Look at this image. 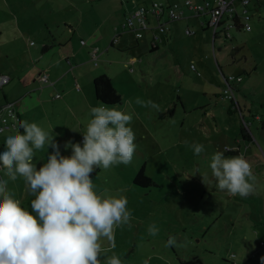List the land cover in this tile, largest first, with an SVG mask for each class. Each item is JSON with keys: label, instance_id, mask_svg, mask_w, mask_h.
Instances as JSON below:
<instances>
[{"label": "rangeland", "instance_id": "1", "mask_svg": "<svg viewBox=\"0 0 264 264\" xmlns=\"http://www.w3.org/2000/svg\"><path fill=\"white\" fill-rule=\"evenodd\" d=\"M152 1L0 0V73L12 67V60L16 63L22 52L53 66L52 72L61 71L60 46L53 48V39L71 51L62 60L67 69L71 66L66 65L70 63L67 58L84 63L87 72L77 77L81 91L68 96L69 110L59 111V118L52 116L41 126L55 136L62 155H71V149L64 147L68 141L82 144L90 109L100 106L95 77L110 76L122 96L121 110L133 117L129 126L137 148L132 162L108 170L97 168L91 174L98 193L122 194L132 212L131 227L115 229V248L101 241L107 256L115 253L122 264H144L145 260L180 264L179 259L196 258L205 264H264V250L259 251L264 249V240L255 237L257 232L264 233V10L254 13L251 31L232 30L230 40L218 37L213 42L212 29H202L209 17L191 15L178 20L196 33L176 31L159 42L155 51L147 31L138 39L135 30L126 32L122 41L111 46L115 27L126 21L128 13ZM155 1L183 3L190 13L185 0ZM66 23L71 26L65 27ZM45 44L50 49L43 53ZM89 49L100 53L97 63ZM132 56L135 61H130ZM11 71L12 81L0 87L2 98L4 91H18V69ZM230 75L241 77L231 84L236 89L234 99L225 93ZM137 98L155 102L159 110L137 104ZM197 143L204 146L199 156L191 147ZM5 150L6 145L0 146V153ZM53 151L47 145L35 151L37 169ZM217 151L226 157L243 155L250 162L256 176L251 195L241 198L217 189L208 164ZM142 168L153 184L134 182ZM0 178L8 179L3 171ZM7 187L31 211L34 197L24 179H8ZM151 224L159 230L156 236L148 233ZM169 236L177 238L179 247H165Z\"/></svg>", "mask_w": 264, "mask_h": 264}, {"label": "clouds", "instance_id": "2", "mask_svg": "<svg viewBox=\"0 0 264 264\" xmlns=\"http://www.w3.org/2000/svg\"><path fill=\"white\" fill-rule=\"evenodd\" d=\"M136 103L159 110L151 100L137 98ZM89 117L82 144L68 141L64 146L71 155H62L55 136L35 122L17 121L22 132L6 136L0 171L12 181L22 177L34 199L31 211L22 207L8 190V179L0 178V264H122L115 253L106 255L101 241L115 248V229L131 227L128 200L120 193H98L91 174L132 162L137 148L129 126L133 117L119 105L102 103L90 109ZM45 145L54 151L37 169L35 151ZM191 147L197 156L204 151L202 144ZM208 164L219 191L241 198L253 193L256 176L243 155L226 157L217 151ZM158 231L149 225L150 236ZM165 247H179L177 238L169 236Z\"/></svg>", "mask_w": 264, "mask_h": 264}, {"label": "crops", "instance_id": "3", "mask_svg": "<svg viewBox=\"0 0 264 264\" xmlns=\"http://www.w3.org/2000/svg\"><path fill=\"white\" fill-rule=\"evenodd\" d=\"M178 5L180 9L182 8L181 10L183 11V16H186V18L191 17V15L194 16L191 13V11L190 13L189 12L187 13V10L183 7V3L182 4L178 3ZM250 9H251V14H252L251 19H250L251 21L254 16V13L258 12L261 14L262 11L264 10V0H255V6H254V3L252 4V0H250ZM179 22H180L179 20L175 21V24L170 26V28L163 33V38H165L164 39L165 41L171 38L176 31L183 30L185 33V30L187 28L192 29L189 25L182 26V24ZM67 25L71 26V24L66 23L65 27H67ZM251 30H252V25H251ZM129 31H132V30L123 29L122 25L116 26L115 36L116 34L118 35L116 39L114 38L115 36L112 37V39H115V42L122 41L123 37L122 38L120 37L124 33L129 32ZM111 41H110V45H111ZM52 42H53L52 44L53 48H55L57 44H59L60 46V49L59 51H57V53H59L58 63H59V66L61 67V71L57 69L56 72H52L53 66L41 64L40 59L32 58L30 55L29 57H25L24 56L25 53L22 52V54L18 55L19 58L17 59L16 63L14 62V60H12L11 66L13 64L12 66L13 68L9 67L4 72L0 73V74L8 75L9 80H10L9 82H11L13 79L11 70H14V68L18 69V72L16 74V78L18 77V82H15L17 83V86H19L18 91L15 94H13L7 90L3 92V98L2 96H0V106L4 105L5 103L15 104L17 114L19 116L18 121L28 120L29 122H35L38 125L43 126L44 124H47L45 120H48V119L50 120L52 116H55L56 119L59 118L60 117L59 111H68L69 110L68 108L69 104L67 103L68 96L76 91L77 92L81 91V86L77 80L78 79L77 77L80 76L81 78H83V75L87 72L84 67V63H81V64L74 63L73 59L67 58L66 60H68L70 63L67 62L66 65L67 66L71 65L70 68L67 69L65 66V63H63L62 60L63 58L68 56V54L71 53V51H69L68 49L66 50L64 48V45H62L63 43L60 42L59 40L53 39ZM150 46L151 48H159V43L155 46L153 45V35L151 31H150ZM45 47H48V48L44 49ZM49 49H50L49 46L45 44L42 47V52L43 53L46 51L48 52ZM107 49L108 47L105 50L108 51ZM96 51H97V58L94 61H96L97 63V61L100 58V53L98 52L97 49ZM53 52L55 53L56 51H53ZM90 52L91 50L89 49L88 53L90 54ZM135 59L136 57L132 56L130 58V61H135ZM17 63L18 65H21L19 68L17 67ZM22 66L23 68H21ZM42 74H45L47 76V79H48L47 82L42 81L39 78V76ZM61 91H64L63 94L60 93ZM63 96L65 99L63 98ZM49 103H51V105ZM51 123L52 122H50V125ZM52 125L54 126L55 124L52 123ZM17 131H18V128L14 124V125H11L8 129H5L3 132H0V146H5V138L7 135L14 134ZM260 234H262L264 237L263 232H257L255 237L257 238V240L262 239L261 241H263L264 238H262V235ZM243 244L244 243H242L240 247H243L245 245ZM260 246L262 245L259 242V247ZM257 249L259 250V248ZM263 250L264 249L259 250V251L263 252Z\"/></svg>", "mask_w": 264, "mask_h": 264}, {"label": "built area", "instance_id": "4", "mask_svg": "<svg viewBox=\"0 0 264 264\" xmlns=\"http://www.w3.org/2000/svg\"><path fill=\"white\" fill-rule=\"evenodd\" d=\"M184 6H186L194 16L209 17L207 24L212 29L213 36L216 33L221 34L222 32H226L227 39L232 38L233 34L231 31L235 30V21H238V24L242 26L243 30H251L250 19L252 14L250 0H203L199 3H194L192 0H185ZM182 16L183 11L179 8V5H166L162 2L153 0L149 5L139 6L128 13L127 19L122 27L123 29L127 27L129 30H135L137 38L142 37L144 29H149L154 38L153 44L157 45L164 40L162 33L170 28L171 23L177 21ZM150 17L153 22L152 25L149 23ZM185 33L189 35L193 33V31L187 28ZM82 43H84V41H82ZM213 51L216 54L214 44ZM91 54L94 59L97 58L96 49H94ZM39 78L42 81H48L45 74L40 75ZM226 80L228 87L225 89V93L229 95L230 99H234V87H232L231 84L232 82L237 83L240 81L241 77L230 75L226 77ZM8 81V75L0 74V87H3ZM12 116H15L16 119L13 120ZM17 119L18 115L14 103H6L0 106V132L8 129L11 125H14L17 122ZM234 256L235 255L232 257ZM234 264H237V262L234 261Z\"/></svg>", "mask_w": 264, "mask_h": 264}, {"label": "trees", "instance_id": "5", "mask_svg": "<svg viewBox=\"0 0 264 264\" xmlns=\"http://www.w3.org/2000/svg\"><path fill=\"white\" fill-rule=\"evenodd\" d=\"M203 1V0H202ZM163 3V2H162ZM165 4V3H164ZM166 5H173L171 3H166ZM178 5V4H177ZM199 18L200 17H205V16H198ZM207 21L205 19L204 22H202V29L205 30V29H209L210 27L208 26L207 24ZM125 23V22H124ZM123 23V24H124ZM149 23L152 25L153 22L151 20V17L149 18ZM236 23V26H235V30H242V26L238 24V21H235ZM122 24V25H123ZM124 29H128L127 27H125ZM129 30V29H128ZM191 31H193V33L189 34V35H193L196 33V30L195 29H190ZM150 32L149 29H144L143 32ZM213 34V33H212ZM118 35V34H117ZM116 35V37H117ZM142 36H144V34L142 33ZM219 36H224V38L226 40H230L232 38H229L227 39V36H226V32H222L221 34L220 33H216L214 36H213V41L215 42L216 39L219 37ZM116 37H114L116 39ZM137 38V37H136ZM115 39H112L111 41V45L113 46L114 44V41ZM138 39V38H137ZM153 41H154V38H153ZM154 45V44H153ZM155 46V45H154ZM48 47H45L44 49H46ZM158 48H151L152 51H155L157 50ZM92 50L90 52V55H91V59L93 60H96L92 57ZM220 68V66H219ZM93 84H94V91H95V96H96V99L101 102L102 104L104 105H110V106H115V105H119L121 104L122 102V96L113 88V85L111 83V78L106 75V74H102L100 76H97L94 78L93 80ZM228 85V84H227ZM2 88V87H1ZM236 89H234L235 91ZM233 104L235 103L236 104V101H231ZM6 104V103H5ZM14 107H15V104H14ZM15 110H16V107H15ZM17 111V110H16ZM18 115V114H17ZM19 120V116H18V119L17 121ZM15 126L18 128V131H21L22 132V129H19L18 127V124L17 122L15 123ZM241 132L243 134L244 137H246V133L244 131V128L241 129ZM134 182L136 184H153V181L151 178H148L145 176L144 174V170L143 168L140 169V171L137 173L135 179H134ZM179 263L180 264H205L201 259L199 258H196V259H187V260H182V259H179Z\"/></svg>", "mask_w": 264, "mask_h": 264}]
</instances>
